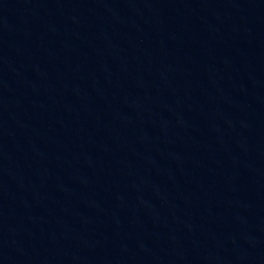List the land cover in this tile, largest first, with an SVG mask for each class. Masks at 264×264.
Here are the masks:
<instances>
[{
	"label": "water",
	"instance_id": "1",
	"mask_svg": "<svg viewBox=\"0 0 264 264\" xmlns=\"http://www.w3.org/2000/svg\"><path fill=\"white\" fill-rule=\"evenodd\" d=\"M0 264H264V0H0Z\"/></svg>",
	"mask_w": 264,
	"mask_h": 264
}]
</instances>
